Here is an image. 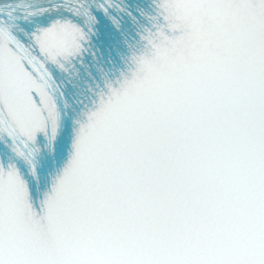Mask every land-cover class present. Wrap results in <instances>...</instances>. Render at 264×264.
Returning <instances> with one entry per match:
<instances>
[{"label":"snow or ice","instance_id":"snow-or-ice-1","mask_svg":"<svg viewBox=\"0 0 264 264\" xmlns=\"http://www.w3.org/2000/svg\"><path fill=\"white\" fill-rule=\"evenodd\" d=\"M148 2L0 0V264H264V0ZM119 13L138 43L42 174L49 79Z\"/></svg>","mask_w":264,"mask_h":264}]
</instances>
